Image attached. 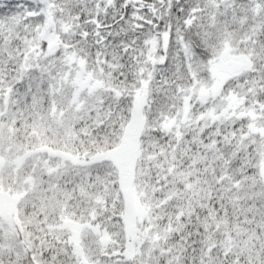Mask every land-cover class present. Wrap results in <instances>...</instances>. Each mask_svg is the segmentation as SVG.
<instances>
[{"label": "snow or ice", "instance_id": "1", "mask_svg": "<svg viewBox=\"0 0 264 264\" xmlns=\"http://www.w3.org/2000/svg\"><path fill=\"white\" fill-rule=\"evenodd\" d=\"M0 204V264H264V0H0Z\"/></svg>", "mask_w": 264, "mask_h": 264}, {"label": "rangeland", "instance_id": "2", "mask_svg": "<svg viewBox=\"0 0 264 264\" xmlns=\"http://www.w3.org/2000/svg\"><path fill=\"white\" fill-rule=\"evenodd\" d=\"M235 63H237L235 60L231 59ZM137 126H139V121L137 122ZM127 159V153L122 154L121 160L124 161ZM131 173L130 171H125L122 173L121 176V182H122V189L124 192V199H125V211H126V219L128 221V233L131 232L132 228V220H133V208L137 207V204H141V193L137 192L135 187L131 183ZM0 213L13 215L15 213L14 208L10 207L7 204H0ZM69 228V230L72 232L73 241L78 242L79 244V237H80V229L78 226L73 225H65Z\"/></svg>", "mask_w": 264, "mask_h": 264}, {"label": "trees", "instance_id": "3", "mask_svg": "<svg viewBox=\"0 0 264 264\" xmlns=\"http://www.w3.org/2000/svg\"><path fill=\"white\" fill-rule=\"evenodd\" d=\"M229 61H231V59L228 60V61H226V62H224V63H227ZM146 211H147V206L144 203L137 204V207L136 208L135 207L133 208L132 228H131V232L128 233L129 238H131V235H132V233L134 231V224H133V222L135 220H137L141 215L145 214ZM12 217L15 218V213L12 215ZM74 243L77 244V245H79L78 242H74Z\"/></svg>", "mask_w": 264, "mask_h": 264}, {"label": "water", "instance_id": "4", "mask_svg": "<svg viewBox=\"0 0 264 264\" xmlns=\"http://www.w3.org/2000/svg\"><path fill=\"white\" fill-rule=\"evenodd\" d=\"M234 66H236V65H234L231 61H229V62H227V63L221 64V65L219 66V68H220L221 70H223L224 68H229V67H234Z\"/></svg>", "mask_w": 264, "mask_h": 264}]
</instances>
